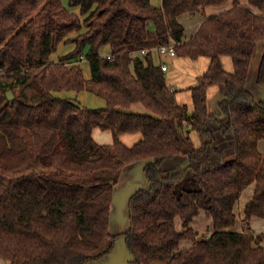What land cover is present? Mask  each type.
<instances>
[{
    "label": "trees",
    "instance_id": "16d2710c",
    "mask_svg": "<svg viewBox=\"0 0 264 264\" xmlns=\"http://www.w3.org/2000/svg\"><path fill=\"white\" fill-rule=\"evenodd\" d=\"M228 2L161 0L155 8L151 0H0V259L87 264L123 238L132 264H264V233L249 226L264 220V98L256 102L247 89L264 43V0H233L204 15ZM196 13L204 21L183 42L178 17ZM66 42L71 51L51 60ZM173 43L176 57L210 59L190 106L177 102L155 51ZM256 83L264 86V54ZM212 87L222 93L216 113L208 106ZM69 91H88L105 106L60 95ZM135 105L144 112L131 111ZM95 128L110 131L112 143L98 144ZM124 134L138 140L127 146ZM138 163L147 186L128 199V229L112 235L114 188ZM251 185L246 227L230 230ZM201 212L213 232L198 240L191 223ZM183 241L192 246L180 248Z\"/></svg>",
    "mask_w": 264,
    "mask_h": 264
},
{
    "label": "rangeland",
    "instance_id": "374dc122",
    "mask_svg": "<svg viewBox=\"0 0 264 264\" xmlns=\"http://www.w3.org/2000/svg\"><path fill=\"white\" fill-rule=\"evenodd\" d=\"M67 1L68 0H63L64 4H67ZM151 5L152 7L158 8V5L161 6V0H151ZM72 11L78 12V8L76 7L72 8ZM84 30L85 29L83 28V31ZM75 35L76 34H73V36ZM72 46L73 45L70 42L61 44L58 47L57 51L52 54V56L57 57L63 52H66L69 48L71 49ZM106 51H107V48H103L101 53H105ZM263 54H264V43L262 42V43H259L255 56L252 60L248 83H247V89L253 94L256 102H260L264 98V86H260L256 83L259 65H260V61H261ZM164 59H165L164 62H166L168 65H171L170 57H164ZM80 64L83 68L84 75L86 76V78L89 79L91 75H90V69H89L88 62L84 60L80 62ZM15 91H17V89H15ZM60 95L62 97L71 99L72 101H74L75 103H78L79 105L83 107L90 108V109H98V108H102L105 106L104 100L102 98L97 97L96 95L88 91H81V92L69 91V92L61 93ZM89 98H94L95 102H92ZM210 106L213 110H216L217 104L215 105L213 104V102H211ZM131 111L141 112V113L144 112L143 108L140 105L133 106ZM92 135H93V139L98 144L106 145V144L112 143V134L110 131H103L99 128H95L93 130ZM259 149L262 153H264V143L263 142L259 143ZM126 170L122 173L117 185L114 188V196H113V202L111 206V216H110V220L113 218V222H114L116 217H118V213H120L122 209V212L124 213V216H125V219H124L125 223L121 224V226H116V224L112 222V224H110V233L112 235L121 234L129 227L127 201L125 202L124 207L123 205L119 207L117 199L121 197L122 194H124L123 192H126V193L129 192V194H132L138 189L145 188L144 182H146V180H145V177H143L144 176L143 174H141L140 176L139 175L134 176V174L132 175V173H128V174L125 173ZM253 192H254V185H251L247 189H245V191L242 193L239 201L237 202L235 206L236 223L234 227H232L230 230L240 232L244 229V227H246L245 221L243 220V211H244L245 205L252 198ZM251 222L249 226L251 227L252 231H254L257 234L264 233V220L259 219V218H254L252 225H251ZM195 224H197L194 227H195V230L198 232V236H197L198 240L203 239L204 237H207L213 232L212 220L209 217H207L204 213L201 214V217L197 219ZM177 229L182 230V226L179 220L177 221ZM119 240L121 241L122 239H119ZM190 246H192V243L190 241H183L180 244V248L181 247L186 248ZM263 247H264V244H263ZM2 262H4L3 264H6V261L3 260ZM158 264H162V263H158Z\"/></svg>",
    "mask_w": 264,
    "mask_h": 264
},
{
    "label": "crops",
    "instance_id": "0c3cea01",
    "mask_svg": "<svg viewBox=\"0 0 264 264\" xmlns=\"http://www.w3.org/2000/svg\"><path fill=\"white\" fill-rule=\"evenodd\" d=\"M232 2H233V0H229V2L226 5H224L223 7H207L205 9L204 15L206 17L215 15V14L221 12L222 10L229 8L231 6ZM159 6L160 5H158V7ZM205 16H203L201 13H196L195 15L183 14V15L178 17V21L183 26V29H184V36L182 39L183 42L189 41L195 35L199 26L204 21ZM71 49L69 48L66 52H63L59 56H63L65 54H67L68 52L71 51ZM102 54L103 55L109 54V49H107V51L105 53H102ZM59 56L54 57L51 55V60L56 61L59 58ZM159 58L167 66V71H166V75L168 78L167 82H168V85L174 91L177 92L176 93L177 102L179 104H186V105L190 106L191 101H192L190 90L193 86H195L197 84V79L199 77H201L203 75V73L207 70L209 63H210V59L207 57H200L196 60H191L189 58H182V57H176L175 56V57L171 58V65H168L166 62H164L165 61L164 57L159 56ZM82 61H84V60H82ZM222 63H223L225 70H227L229 72L232 71L233 67H232V62H231L230 58H228V57L222 58ZM83 74H84V71H83ZM85 78H86V76H85ZM86 79H88V78H86ZM221 97H222V93L218 87H212L208 90V106H209L210 111H212L214 113L217 112V107H216V110H213L210 105H211V102H213V104H215V105L218 104ZM89 99L92 102H95L94 98H89ZM104 103H105V101H104ZM120 139L125 145L132 146L138 140V136L130 135V134H124L120 137ZM143 166H144V163H138L136 165H131L129 167V169L126 170L125 173H127V174L132 173V175L134 174V176H138V175L140 176L141 174H143ZM144 186L145 187L147 186L146 182H144ZM123 193L124 194H122L121 197H119L117 199L119 207L122 205L124 207L126 201L128 204V199L131 195V194H129V192H127V193L123 192ZM201 214H203V212L199 213V215L195 218L196 220H194L192 222V224H191L192 228L197 225L195 223H196L197 219L201 217ZM124 219H125V216H124V213L122 212V209H121L120 213H118V217H116L114 222H113V218L110 220V224H112V222H113L116 224V226H121V224L125 223ZM128 220H129V218H128ZM251 221L253 222L254 218ZM252 222H251V225H252ZM193 229L195 230V227ZM120 239H122V240L120 241L118 239L116 241L115 246H114L113 250L111 251V253H109L108 255L104 256L103 258H101L99 260L91 261L87 264H132V258H131V255L128 253V251L125 247L124 240H123V238H120ZM181 248H184V247H181ZM186 248H188V247H186ZM2 261H3V259H0V264L4 263ZM6 264H9V262L6 261Z\"/></svg>",
    "mask_w": 264,
    "mask_h": 264
},
{
    "label": "built area",
    "instance_id": "2783aa9c",
    "mask_svg": "<svg viewBox=\"0 0 264 264\" xmlns=\"http://www.w3.org/2000/svg\"><path fill=\"white\" fill-rule=\"evenodd\" d=\"M155 51H156L157 55L160 56V57H170V58H173V57H175V44L173 43V44H170L168 46H160V47H157L155 49ZM146 53H147L146 50L141 51V54L142 55H144ZM82 60H83V57H80V61H82ZM161 66H162V70L164 72H166L167 71L166 64L162 62L161 63Z\"/></svg>",
    "mask_w": 264,
    "mask_h": 264
},
{
    "label": "water",
    "instance_id": "95a60500",
    "mask_svg": "<svg viewBox=\"0 0 264 264\" xmlns=\"http://www.w3.org/2000/svg\"><path fill=\"white\" fill-rule=\"evenodd\" d=\"M6 97H7V100L8 101H12L13 99H14V94H13V92L12 91H7L6 92Z\"/></svg>",
    "mask_w": 264,
    "mask_h": 264
}]
</instances>
